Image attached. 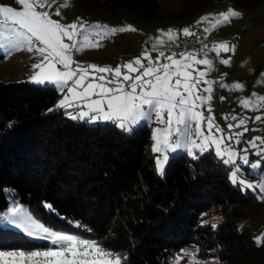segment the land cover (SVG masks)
<instances>
[{
    "label": "trees",
    "instance_id": "trees-1",
    "mask_svg": "<svg viewBox=\"0 0 264 264\" xmlns=\"http://www.w3.org/2000/svg\"><path fill=\"white\" fill-rule=\"evenodd\" d=\"M96 1L143 15L159 10L157 0ZM212 1L184 0L179 13H195ZM231 1L253 9L262 0ZM57 95L52 86L0 79V213L18 202L56 227L79 221L93 238L126 252L128 264H167L189 243L208 258L217 249L220 264H264V244L254 241L250 219L264 204L230 183L229 167L213 151L198 161L174 155L160 177L147 123L129 134L111 122L73 121L63 109L47 113ZM45 201L55 212L43 207ZM212 210L223 216L218 230L198 227L199 213ZM2 218L0 248L47 245Z\"/></svg>",
    "mask_w": 264,
    "mask_h": 264
},
{
    "label": "snow or ice",
    "instance_id": "snow-or-ice-1",
    "mask_svg": "<svg viewBox=\"0 0 264 264\" xmlns=\"http://www.w3.org/2000/svg\"><path fill=\"white\" fill-rule=\"evenodd\" d=\"M19 7L0 3V54L6 60L12 53L26 50L40 57L33 63L29 80L42 86H54L63 93L47 113L64 110L66 117L73 121L90 124L111 122L125 133H133L138 126L150 122L155 116L162 127L152 129L151 152L154 155L155 171L160 177L166 175L167 165L175 153H185L198 161L205 153L214 149L216 158L230 168L229 181L239 187L242 194L252 191L258 201H264V136H255L250 141L242 138L250 129L246 114H226L228 131L215 123L210 105L213 85L229 91L241 90L242 82L231 84L206 77L214 71V61L210 53L220 57L221 53H235L236 44L217 41L211 45L202 43L199 49L157 51L163 44L162 37L175 41L179 33L172 28L155 37L151 49L145 48L131 60L115 67L94 63L82 64L73 59V54L85 48L100 47V40L117 32L137 31L131 24L114 27L82 20L77 17L71 23H61L53 15L61 17V8H66L70 0H64L51 9L57 0H14ZM42 9V10H38ZM243 14L229 6L225 11L205 13L193 25L180 30L185 37L196 36L202 24L205 37L212 30L228 25ZM158 32L160 30H157ZM179 44L177 48L179 49ZM152 52H157L153 57ZM232 56L219 62L230 65ZM264 76V73L260 74ZM224 77L227 73L223 74ZM260 81L258 80L257 83ZM221 100L225 97L221 96ZM207 107V115L202 110ZM242 109H252L259 114L252 119L264 123V96L255 92L249 97L239 98ZM69 109L71 111H69ZM13 125L10 123L9 127ZM204 126L207 128L205 134ZM233 129H239L232 131ZM257 141L259 143H257ZM246 143L248 147L234 145ZM249 149H255L250 152ZM250 155L257 157L250 161ZM245 175H256L257 181L244 179ZM43 207L55 212L54 205L42 202ZM215 206H213L214 208ZM7 223L21 229L27 236L46 241L47 246L30 248H0V264H128L126 252L116 251L102 240L93 238L92 229L79 221H68L72 228H61L48 224L34 213L14 203L4 213H0ZM208 211L199 213L198 227L218 230L223 216L209 224L204 217ZM243 225L240 226L242 229ZM75 229V230H74ZM106 239V238H105ZM257 246L264 244V232L254 238ZM195 252L181 248L172 254L167 264H180L188 259V264H201L197 257L202 253L198 244H193ZM219 248V245L217 246ZM217 249H211L213 264H220Z\"/></svg>",
    "mask_w": 264,
    "mask_h": 264
},
{
    "label": "rangeland",
    "instance_id": "rangeland-1",
    "mask_svg": "<svg viewBox=\"0 0 264 264\" xmlns=\"http://www.w3.org/2000/svg\"><path fill=\"white\" fill-rule=\"evenodd\" d=\"M63 2L64 0H57L51 11L55 12L56 7ZM157 2L159 7L158 12L155 16H150L141 14L137 9L123 8L114 10L107 8L96 0H70L68 7L60 9L61 17L53 15L52 18L60 19L61 23L67 24L80 17L84 21L107 24L114 27L131 24L137 29L135 32H117L114 35H109L106 39L99 41L100 47L85 48L80 52L74 53L73 59L82 64L94 63L100 66L115 67L117 64H122L138 56L145 48L151 49L155 43V37L161 35L162 32L167 31L169 28H172L179 35L175 41H169L167 37H162L164 42L161 45H157V51H165L166 54L171 51L199 49L202 43L209 45L217 41L235 43L236 51L234 54L221 53L220 57H216L215 53H210V58L214 61V71L210 72L206 78L209 80H219L222 83L228 84L238 81L242 82L245 87L241 90L229 91L227 88H220L219 84L213 85L212 100L210 101L213 109L212 115L215 117V123L227 132L229 121L224 119L226 114H246L249 117L247 126L250 130L245 133L242 139L250 141L255 136H264V123L252 119L259 113L252 109H242L239 105V98L249 97L253 92L257 96H264V76L260 75L264 73V0L253 9L236 5L231 0H214L195 13H179L183 7L184 0H157ZM0 3L19 7L18 4L14 3V0H0ZM49 3H51V0H49ZM229 6L234 7L243 15L234 18L228 25H222L212 30L206 37L202 29L208 25L206 23L200 25L196 28V31L200 35L199 40H197L196 36L185 37L180 33L182 28L193 25L201 15L225 11ZM157 30L160 31L158 32ZM177 44L180 46L179 49L177 48ZM152 55L155 57L157 52H152ZM228 56H232L230 65L226 66L219 62L220 59L228 58ZM39 59L40 57L26 50L14 52L6 60L0 54V79L4 82L25 81L35 84L29 80L33 73L31 65L38 62ZM224 73H227L226 77L223 76ZM258 80L260 81L259 83H257ZM57 93L55 104L63 95L59 91ZM221 96L225 97V99L221 100ZM207 107L208 105L206 104L202 109L205 115H207ZM69 111L71 110L69 109ZM147 124L149 126L150 138L152 137L153 128L162 127L156 123L155 116ZM237 130L239 129H233L232 131ZM204 131L207 134L206 126H204ZM152 143L151 139L150 146ZM257 143L259 142L257 141ZM234 146L237 148L248 147L246 143ZM249 150L250 152L255 151V149ZM212 151L214 152V149ZM177 154H180V152L173 154V156ZM255 159L257 157L250 155V161H254ZM229 171L230 168L228 169V175ZM244 179L257 181L259 177L256 175H245ZM247 193L253 194L252 191H248ZM261 202L264 204V201ZM214 216L219 217L221 215L217 211L212 210L208 212V215L204 219L208 220L210 224L217 223V220L213 219ZM2 219L4 224L19 229L7 223L4 217ZM250 219L254 222L252 226V236L254 238L256 235L264 232V208L261 213L251 214ZM24 234L26 235V233ZM27 237L34 239L29 236ZM182 248H187L192 252L196 250L192 243L186 244ZM197 259L201 264H208L212 261L210 258L200 255ZM180 264H188V259L181 260Z\"/></svg>",
    "mask_w": 264,
    "mask_h": 264
}]
</instances>
